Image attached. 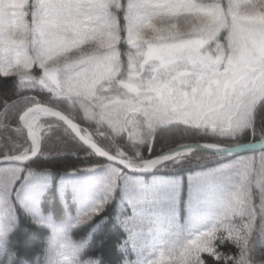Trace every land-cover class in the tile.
Segmentation results:
<instances>
[{"label": "snow or ice", "instance_id": "6c2138e0", "mask_svg": "<svg viewBox=\"0 0 264 264\" xmlns=\"http://www.w3.org/2000/svg\"><path fill=\"white\" fill-rule=\"evenodd\" d=\"M0 78L11 84L0 94L4 264L17 209L41 223L31 188L40 158L66 151L110 165L105 196L77 225L131 171L226 158L193 193L227 177L212 222L144 264H264L253 255L257 238L264 244V0H0ZM149 195L168 201L160 187ZM46 264L97 261L68 230L50 238Z\"/></svg>", "mask_w": 264, "mask_h": 264}, {"label": "trees", "instance_id": "16d2710c", "mask_svg": "<svg viewBox=\"0 0 264 264\" xmlns=\"http://www.w3.org/2000/svg\"><path fill=\"white\" fill-rule=\"evenodd\" d=\"M10 87V78H0V94H7ZM54 143L55 138L48 146ZM40 161L38 167L46 177L38 198L41 223L17 209L6 242L13 253L11 264H46L50 238L68 230L98 264H144L174 235L210 224L230 187L225 176L202 186L198 200L193 197L197 179L226 163V158L163 164L149 175L129 173L113 189L100 214L77 225L79 215L105 196L103 177L110 165L80 151L52 153ZM154 187L167 191L165 205L151 201L149 191ZM21 203L30 207L31 194L22 193ZM222 251L235 249L225 243ZM253 255L264 261V244L259 238L253 245ZM5 259L0 256V264Z\"/></svg>", "mask_w": 264, "mask_h": 264}, {"label": "rangeland", "instance_id": "374dc122", "mask_svg": "<svg viewBox=\"0 0 264 264\" xmlns=\"http://www.w3.org/2000/svg\"><path fill=\"white\" fill-rule=\"evenodd\" d=\"M46 182V177L44 175H39L35 178L33 183L31 184V188L34 190H38V192H42L44 189V183ZM49 182V181H48ZM29 193H26L28 195Z\"/></svg>", "mask_w": 264, "mask_h": 264}, {"label": "water", "instance_id": "95a60500", "mask_svg": "<svg viewBox=\"0 0 264 264\" xmlns=\"http://www.w3.org/2000/svg\"><path fill=\"white\" fill-rule=\"evenodd\" d=\"M96 157L99 158V159H102L104 161V158L99 157V156H96ZM161 165H163V164H161ZM159 167H155V168H152V169H149V170H136V171H131L129 173L130 174H134V175H149V174H152Z\"/></svg>", "mask_w": 264, "mask_h": 264}, {"label": "clouds", "instance_id": "9594fccd", "mask_svg": "<svg viewBox=\"0 0 264 264\" xmlns=\"http://www.w3.org/2000/svg\"><path fill=\"white\" fill-rule=\"evenodd\" d=\"M97 264H98V261H97Z\"/></svg>", "mask_w": 264, "mask_h": 264}]
</instances>
